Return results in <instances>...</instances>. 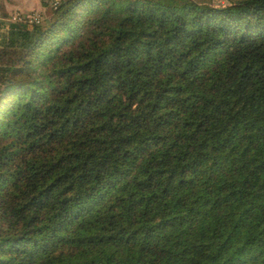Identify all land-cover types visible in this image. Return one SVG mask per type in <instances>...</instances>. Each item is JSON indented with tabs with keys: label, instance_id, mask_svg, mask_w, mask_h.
<instances>
[{
	"label": "trees",
	"instance_id": "obj_1",
	"mask_svg": "<svg viewBox=\"0 0 264 264\" xmlns=\"http://www.w3.org/2000/svg\"><path fill=\"white\" fill-rule=\"evenodd\" d=\"M225 1L0 21V264H264V0Z\"/></svg>",
	"mask_w": 264,
	"mask_h": 264
},
{
	"label": "rangeland",
	"instance_id": "obj_2",
	"mask_svg": "<svg viewBox=\"0 0 264 264\" xmlns=\"http://www.w3.org/2000/svg\"><path fill=\"white\" fill-rule=\"evenodd\" d=\"M0 21L10 22L15 20H29V18L44 15L49 6L56 4L58 0H0ZM212 4H224L225 0H201ZM3 10L4 13L1 12ZM6 15V16H5ZM29 23V22H28Z\"/></svg>",
	"mask_w": 264,
	"mask_h": 264
},
{
	"label": "built area",
	"instance_id": "obj_3",
	"mask_svg": "<svg viewBox=\"0 0 264 264\" xmlns=\"http://www.w3.org/2000/svg\"><path fill=\"white\" fill-rule=\"evenodd\" d=\"M34 21H38V18L33 17V18H29V20H28L29 23L34 22Z\"/></svg>",
	"mask_w": 264,
	"mask_h": 264
},
{
	"label": "crops",
	"instance_id": "obj_4",
	"mask_svg": "<svg viewBox=\"0 0 264 264\" xmlns=\"http://www.w3.org/2000/svg\"><path fill=\"white\" fill-rule=\"evenodd\" d=\"M0 5H3L1 1H0ZM0 9H1V8H0ZM1 12L4 13L3 10H1ZM5 16H6V15H5Z\"/></svg>",
	"mask_w": 264,
	"mask_h": 264
}]
</instances>
